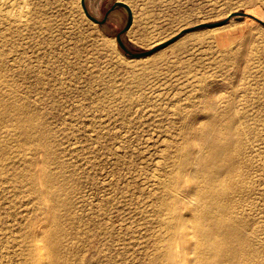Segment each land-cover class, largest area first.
Listing matches in <instances>:
<instances>
[{"label": "rangeland", "instance_id": "1", "mask_svg": "<svg viewBox=\"0 0 264 264\" xmlns=\"http://www.w3.org/2000/svg\"><path fill=\"white\" fill-rule=\"evenodd\" d=\"M113 1L87 4L102 18ZM124 1L134 20L123 39L134 51L235 10L264 20V0ZM249 17L188 31L149 55L131 57L115 38L126 21L123 8L100 26L80 0H0L2 86L38 111L56 135L51 141L61 163L47 166L62 169L69 182L72 205L60 212L71 264H164L161 219L168 214L159 201L172 200L163 184L178 172H186L177 190L188 225L181 245L189 248L196 200L187 194L194 182L179 151L200 154L195 131L222 110L237 114L249 169L235 210L257 228L255 244H264V24ZM11 144L6 162L20 148ZM1 171V204L19 215L28 188L5 181L10 173ZM38 245L48 260L44 241ZM11 250L0 262L22 264L21 247ZM192 256L188 251L183 264H193Z\"/></svg>", "mask_w": 264, "mask_h": 264}, {"label": "bare ground", "instance_id": "2", "mask_svg": "<svg viewBox=\"0 0 264 264\" xmlns=\"http://www.w3.org/2000/svg\"><path fill=\"white\" fill-rule=\"evenodd\" d=\"M249 18L257 21L254 17ZM236 28L244 29L239 25ZM3 82L5 78L0 73V126L8 131V135H2L0 131V174L6 168L10 180L5 181L15 182L18 186L24 182L28 188V202L18 215L6 209L0 199V254L11 253V246L18 245L22 264H71L67 248L64 249L66 236L60 212L70 210L72 205L69 182L62 176V169L47 166L54 160L61 163L59 152L51 141L56 135L39 112L7 91ZM200 124L196 131L193 127L189 132L195 131L201 153L195 155L193 150L183 148L179 151L194 182L187 194L196 200L191 217L194 224L190 227L195 239L189 248L181 245L188 234L182 229L188 225L179 205L180 191L177 189L182 183L180 176L186 172H178L174 180L163 184V190L172 195V200L164 197L159 201L162 210L168 214L161 219L165 233L161 247L164 264H183L188 251L193 253V264H264V254L260 251L264 244L259 247L255 244L257 228L251 226L243 213L235 210L249 171L243 156L242 128L237 114L222 110L207 116ZM11 143L20 148L6 162L2 159L7 156H2ZM8 200L13 202L12 198ZM4 215H8L6 221L2 218ZM10 238L16 241L11 244ZM39 240L45 243L48 260L40 255Z\"/></svg>", "mask_w": 264, "mask_h": 264}, {"label": "water", "instance_id": "3", "mask_svg": "<svg viewBox=\"0 0 264 264\" xmlns=\"http://www.w3.org/2000/svg\"><path fill=\"white\" fill-rule=\"evenodd\" d=\"M80 3H81L82 9H83L85 15L87 17H89L91 20H93L94 22L98 23L100 26L104 25V23L108 20L109 15L113 11H115L116 9H119V8L125 9V11H126L125 24L122 27V29L116 34L115 38H116V41H117L119 47L125 52L126 55L131 56V57H142V56L149 55V54L167 46L168 44H170L171 42L176 40L178 37H180L182 34L188 32V31H192V30H195L198 28H203V27H213V26L222 25V24L226 23L228 20H230L232 17L240 18V17H244V16H250V17L256 18L257 21L264 24L263 19L256 17L255 15H253L251 13H247L246 11H243V10H235V11L230 12L226 17H224L222 19H218L215 21H204V22H200V23H197L195 25H192V26L184 27L175 35L151 46L148 49L134 51L128 47V45L126 44V42L123 39V34L131 27L133 20H134V11H133L132 6L129 3H127L124 0H114L113 3L111 4V6L106 10L103 18H98L94 13H92L90 8L88 7L87 0H80Z\"/></svg>", "mask_w": 264, "mask_h": 264}, {"label": "flooded vegetation", "instance_id": "4", "mask_svg": "<svg viewBox=\"0 0 264 264\" xmlns=\"http://www.w3.org/2000/svg\"><path fill=\"white\" fill-rule=\"evenodd\" d=\"M107 9H108V8H107ZM105 12H106V11H105ZM105 12H104V14H103L102 18L104 17V15H105ZM106 22H107V21H106ZM106 22H105V23H106Z\"/></svg>", "mask_w": 264, "mask_h": 264}]
</instances>
